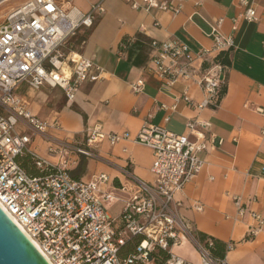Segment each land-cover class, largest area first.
<instances>
[{
	"label": "built area",
	"instance_id": "2783aa9c",
	"mask_svg": "<svg viewBox=\"0 0 264 264\" xmlns=\"http://www.w3.org/2000/svg\"><path fill=\"white\" fill-rule=\"evenodd\" d=\"M143 2L144 9L180 10L166 1ZM240 2L247 4V0ZM131 5L136 7L137 3ZM103 10L100 3L83 12L71 4L64 6L62 0H24L5 14L0 24V207L37 244L49 264H148L156 248L167 252L166 264H191L173 252L183 239L195 244L200 264H227L225 257H213L198 242L179 215L181 202L175 198L202 165L197 152L206 149L211 138L209 121L188 119L186 134L147 120L135 135L106 133L98 125L85 129L84 142L72 146L76 155L97 158L96 145L104 139L111 145L129 140L152 149V182L127 166L121 167V175L132 189L124 192L127 197L116 217L106 206L116 199L117 189L109 184L107 173H94L89 180L75 178L67 167L51 163L29 148L30 131L44 134L50 124L30 112L15 92L17 84L25 82L33 89L59 87L66 97L73 98L82 84L97 80L101 68L91 58L73 48L66 52L61 48L80 27H91ZM243 17L254 19V7L249 6ZM209 34L211 46L197 49L177 36L149 41L151 55L146 71L171 87L180 80L199 85L203 91L200 101H194L186 90L181 92V98L196 109L219 105L226 79V65L220 57L233 45L232 36L222 35L216 28ZM131 87L141 91L143 79ZM260 111L264 113V109ZM52 125L58 126L56 122ZM59 146H52L50 152L66 151V144ZM24 153L31 156L34 173L19 163ZM261 171L264 173V165ZM234 202L238 213L244 214L242 197L234 196ZM250 215L254 224L247 232L252 236L264 226V214L251 211ZM133 240H139L135 252L121 259L119 252ZM232 246L230 243L229 248Z\"/></svg>",
	"mask_w": 264,
	"mask_h": 264
},
{
	"label": "crops",
	"instance_id": "0c3cea01",
	"mask_svg": "<svg viewBox=\"0 0 264 264\" xmlns=\"http://www.w3.org/2000/svg\"><path fill=\"white\" fill-rule=\"evenodd\" d=\"M159 1L180 10L144 9L143 0H69L64 4L83 12L92 4L102 5L104 10L92 26L73 34V49L91 58L101 68L100 76L82 84L73 98L59 87L33 89L25 82L17 84L15 92L30 112L50 124L44 134L30 131L29 148L51 163L67 167L75 178L89 180L94 173H107L123 203L132 185L122 177L121 167L152 182V149L129 140L111 145L104 139L96 145L97 158L76 155L72 146L84 142L87 127L98 125L106 133L135 135L147 120L186 134L188 119L207 120L211 138L207 148L197 152L202 165L175 194L181 202L179 215L192 231L233 244L225 255L227 264H264V226L255 235L247 232L254 224L250 212L264 214V113L260 111L264 109V0H247V4L240 0ZM249 6L255 9L252 20L243 17ZM213 28L233 38V45L220 57L226 65V79L219 105L196 109L181 98V92L186 90L194 101H200L203 91L199 85L180 80L171 87L146 71L149 41L177 36L192 49L210 47ZM139 78L143 87L135 92L131 84ZM63 143L66 151L50 152L52 146ZM236 195L242 197L244 214L238 213ZM173 252L191 264H200L190 239H183Z\"/></svg>",
	"mask_w": 264,
	"mask_h": 264
},
{
	"label": "water",
	"instance_id": "95a60500",
	"mask_svg": "<svg viewBox=\"0 0 264 264\" xmlns=\"http://www.w3.org/2000/svg\"><path fill=\"white\" fill-rule=\"evenodd\" d=\"M0 264H49L0 207Z\"/></svg>",
	"mask_w": 264,
	"mask_h": 264
},
{
	"label": "trees",
	"instance_id": "16d2710c",
	"mask_svg": "<svg viewBox=\"0 0 264 264\" xmlns=\"http://www.w3.org/2000/svg\"><path fill=\"white\" fill-rule=\"evenodd\" d=\"M19 163L29 172L34 173L35 169L32 165L31 156L28 153H24L18 158ZM195 238L198 240V242L203 243L210 251L211 255L215 258H224L226 255V252L230 249L229 244L226 243L220 239H217L213 236L207 235L206 233L200 232V231H192ZM209 241H211V244H209ZM139 242V240H133L126 243V245L122 248V250L119 252V256L121 259H123L127 254L133 253L136 250V244ZM157 252H154L151 254V261L150 263L154 264H165L166 258H167V252L163 249L156 248ZM148 263V264H150ZM143 264V263H138Z\"/></svg>",
	"mask_w": 264,
	"mask_h": 264
},
{
	"label": "rangeland",
	"instance_id": "374dc122",
	"mask_svg": "<svg viewBox=\"0 0 264 264\" xmlns=\"http://www.w3.org/2000/svg\"><path fill=\"white\" fill-rule=\"evenodd\" d=\"M22 1H24V0H0V24L4 20L5 14L11 8H13V7L17 6L18 4H20ZM62 1H63V4H65V2L68 1V0H62ZM86 28H89V27H86ZM75 37H76V35L75 36L73 35L72 37H70L68 42L64 45V47L61 48V50L66 52L68 49L74 48V46L76 44ZM114 194H115V191H114ZM115 195H116V199L113 202H110V203L106 204L109 213L113 217H116L120 213L121 208H122V204H123L121 202V200H120V197L117 194H115ZM154 252H157V249H154L153 253ZM150 264H152V263H150ZM165 264H166V261H165Z\"/></svg>",
	"mask_w": 264,
	"mask_h": 264
},
{
	"label": "bare ground",
	"instance_id": "6f19581e",
	"mask_svg": "<svg viewBox=\"0 0 264 264\" xmlns=\"http://www.w3.org/2000/svg\"><path fill=\"white\" fill-rule=\"evenodd\" d=\"M33 241V240H32ZM33 244L37 247V249L39 250V248H38V246H37V244L33 241Z\"/></svg>",
	"mask_w": 264,
	"mask_h": 264
}]
</instances>
